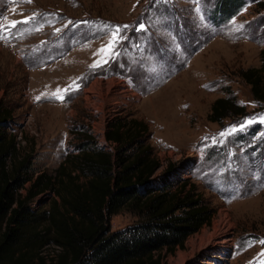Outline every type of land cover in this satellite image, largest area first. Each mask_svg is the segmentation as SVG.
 I'll list each match as a JSON object with an SVG mask.
<instances>
[{"label": "rangeland", "instance_id": "1", "mask_svg": "<svg viewBox=\"0 0 264 264\" xmlns=\"http://www.w3.org/2000/svg\"><path fill=\"white\" fill-rule=\"evenodd\" d=\"M236 1L222 9L220 0H0V23L20 22L0 29V100L11 112L16 162L27 157L37 172L82 142L112 150L109 122L137 117L160 161L156 174L178 162L212 206L210 222L183 248L162 251V264H264V104L240 75L261 63L264 7ZM117 29L115 55H106ZM218 96H234L246 112L208 119ZM223 216L230 246H201ZM137 220L123 209L108 230Z\"/></svg>", "mask_w": 264, "mask_h": 264}, {"label": "trees", "instance_id": "2", "mask_svg": "<svg viewBox=\"0 0 264 264\" xmlns=\"http://www.w3.org/2000/svg\"><path fill=\"white\" fill-rule=\"evenodd\" d=\"M237 2L220 0L219 6ZM258 4L264 7V0ZM260 54V65L240 75L262 105L264 48ZM245 112L234 96H218L207 117L220 122ZM10 120L0 100V264H162V251L183 248L189 234L210 222L213 208L196 183L181 176L182 165L169 161L156 174L160 161L144 141L142 119L109 122L105 138L112 150L82 142L55 168L37 172L29 170L27 157L16 162V134L6 130ZM48 191L52 199L41 202ZM123 209L137 222L109 231L110 216ZM50 244L52 251L45 250Z\"/></svg>", "mask_w": 264, "mask_h": 264}, {"label": "bare ground", "instance_id": "3", "mask_svg": "<svg viewBox=\"0 0 264 264\" xmlns=\"http://www.w3.org/2000/svg\"><path fill=\"white\" fill-rule=\"evenodd\" d=\"M116 92L122 94L126 92V89L124 87L119 86ZM230 227L231 225L226 221L225 216L222 217L220 222L216 224L215 226V231L209 235L203 243H201V246L210 244L215 248L219 249H226L230 246L231 244V237L229 236L230 233ZM224 251V250H223ZM215 256V255H211ZM217 257H221L219 254L216 255ZM215 256V257H216ZM224 258V257H223ZM226 258V257H225ZM203 263H212L209 259L205 260Z\"/></svg>", "mask_w": 264, "mask_h": 264}, {"label": "snow or ice", "instance_id": "4", "mask_svg": "<svg viewBox=\"0 0 264 264\" xmlns=\"http://www.w3.org/2000/svg\"><path fill=\"white\" fill-rule=\"evenodd\" d=\"M27 2H31V0H27ZM32 19V17H29L27 19H25L24 21H22V23H29L30 20ZM17 23H20V22H12L10 25L8 26H5L3 25L2 23H0V29H5L6 27L8 29L10 28H15L17 26ZM141 28H143V25H141ZM119 33V29H117L115 32L112 33V41L106 46L105 49H102L101 52L105 53L106 55H115V53L113 52V48L115 46V44L121 39V37L118 35ZM7 37L5 35H0V39H6ZM105 63L107 62V60L104 61ZM100 66V63L97 62L96 64L93 65V67H99ZM71 87V86H70ZM77 87H79L77 85ZM69 89H64L63 91H68ZM56 95V98L58 99H63V96L59 95L58 93L57 94H54ZM37 99H39V97H37ZM262 122H264V120H262ZM249 123H251V121H249ZM243 127V125L241 126ZM236 129H233V131H235ZM260 243L264 244V241H260Z\"/></svg>", "mask_w": 264, "mask_h": 264}]
</instances>
